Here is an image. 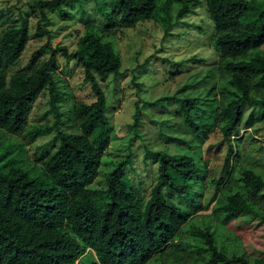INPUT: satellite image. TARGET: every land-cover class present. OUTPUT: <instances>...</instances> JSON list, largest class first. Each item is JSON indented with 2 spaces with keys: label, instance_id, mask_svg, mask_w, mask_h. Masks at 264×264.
Listing matches in <instances>:
<instances>
[{
  "label": "trees",
  "instance_id": "trees-1",
  "mask_svg": "<svg viewBox=\"0 0 264 264\" xmlns=\"http://www.w3.org/2000/svg\"><path fill=\"white\" fill-rule=\"evenodd\" d=\"M81 0H39L30 9L39 13L36 35H49L43 27L46 12L61 11L65 5ZM181 1L179 17L189 12V1ZM119 9L118 24L133 27L150 18L157 8V0H116ZM207 11L219 32L214 46L220 56L219 86L224 103L218 118L221 132L227 142L238 132L247 109L264 114V97H258L255 89H264V17L258 10L256 28L243 24L249 8L246 0H206ZM164 8V7H163ZM164 13H168L166 4ZM29 40L28 21L20 15L18 27L9 29L0 45V130L10 135L25 132L28 115L41 92L47 91L50 125L35 126L26 133L29 141L54 133L56 149L43 162L40 176L31 174L22 162L13 157L0 139V264H192V252L183 243V228L192 217L165 197L164 190L172 189L182 196H190L199 180L198 161L191 157L171 158L166 153L154 152L158 159V180L145 201L139 191L130 184L124 168L127 155L115 163L106 179V206L101 215L103 237L96 243L94 254L69 232L66 218L68 202L82 191L85 198L78 202L69 214L70 218L86 223L93 215L91 184L97 178L103 153L112 139L109 120L105 114L106 96L97 82L119 73L121 60L108 42L92 32L82 36L76 51L69 53L65 47L51 48L47 60L38 63L40 51L31 54L24 69L6 81V67L20 57ZM76 61L84 71L95 100L87 104L79 102L75 118L79 130L68 133L62 130L63 114L60 109L62 92L55 74L57 56ZM196 99L186 100L184 119L191 132L203 136L192 113ZM136 107L134 120L138 121ZM247 127L256 118L249 116ZM264 115H259V119ZM232 149L227 152L222 174L230 166ZM182 176L183 185L170 180V173ZM224 178L213 181L217 196L211 215L218 212L222 223L231 228L240 227V218L247 222L259 219L263 213L255 206V197L264 188V181L252 169L239 174L243 192L234 191L221 197L219 191ZM190 185V187H189ZM186 233L201 243L200 252L207 255L193 264H251L245 252L228 253L216 242L215 232L209 225L199 228L188 226ZM253 264H264V257Z\"/></svg>",
  "mask_w": 264,
  "mask_h": 264
},
{
  "label": "rangeland",
  "instance_id": "rangeland-1",
  "mask_svg": "<svg viewBox=\"0 0 264 264\" xmlns=\"http://www.w3.org/2000/svg\"><path fill=\"white\" fill-rule=\"evenodd\" d=\"M39 0H0V45L4 34L20 24V15L28 21L29 40L19 59L6 67V81L24 69L31 54L40 51L38 63L48 59L51 48L65 47L69 53L77 49L79 39L92 32L111 44L120 57L119 73L104 79L96 78L106 96L105 114L109 120L112 139L103 153L97 178L91 184L96 190L93 196V215L86 223L77 222L69 214L76 204L85 198L82 190L68 202L66 218L69 232L93 254L96 243L103 237L101 215L106 211V179L116 162L130 157L124 172L127 181L145 201L158 180V159L154 152L166 153L171 158L191 157L198 161L196 180L190 196H182L172 189L164 190L165 197L192 217L183 228V243L192 252V264L207 255L200 252L201 243L186 233L188 226L199 228L209 225L215 232L216 242L228 253L245 252L250 263L264 257V222L255 219L247 222L240 218V228L222 223L220 213L213 211L215 195L213 181L224 178L219 191L221 197L234 191L243 192L239 174L252 169L264 181V118L260 112L247 109L237 133L229 142L223 138L222 123L218 114L224 103L219 86L220 56L214 46L219 33L207 11L206 0L189 1V12L179 17L180 0H157L153 15L127 28L118 24L119 9L116 0H81L78 4L65 5L61 11L46 12L43 24L49 35L35 36L39 13L30 5ZM248 14L242 25L259 26L258 10H263L264 0H246ZM168 5V13H164ZM164 7V8H163ZM264 52V46L261 48ZM55 74L62 92L60 109L63 114L62 130L76 133L79 130L75 108L79 102L92 103L95 98L90 85L84 79L82 67L74 60L57 56ZM261 99L264 89H255ZM196 99L192 117L203 131V136L191 132L184 119L186 100ZM139 108L138 121L134 115ZM47 91L37 97L28 115L25 132L10 135L0 130V139L6 148L22 162L31 174H41L43 162L56 149L54 133L29 141L26 133L35 126L52 123ZM256 118L252 126L246 123ZM229 149L230 166L222 174ZM170 180L183 185L182 176L171 172ZM190 187V185H189ZM255 206L264 215V188L255 197Z\"/></svg>",
  "mask_w": 264,
  "mask_h": 264
}]
</instances>
